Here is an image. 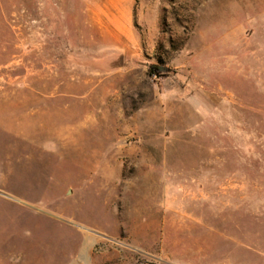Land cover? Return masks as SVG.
<instances>
[{
	"label": "rangeland",
	"instance_id": "rangeland-1",
	"mask_svg": "<svg viewBox=\"0 0 264 264\" xmlns=\"http://www.w3.org/2000/svg\"><path fill=\"white\" fill-rule=\"evenodd\" d=\"M73 262L264 264V0H0V264Z\"/></svg>",
	"mask_w": 264,
	"mask_h": 264
},
{
	"label": "trees",
	"instance_id": "trees-1",
	"mask_svg": "<svg viewBox=\"0 0 264 264\" xmlns=\"http://www.w3.org/2000/svg\"><path fill=\"white\" fill-rule=\"evenodd\" d=\"M151 72L156 74V75H160L163 72V68L156 66V65H152L151 66Z\"/></svg>",
	"mask_w": 264,
	"mask_h": 264
},
{
	"label": "bare ground",
	"instance_id": "bare-ground-1",
	"mask_svg": "<svg viewBox=\"0 0 264 264\" xmlns=\"http://www.w3.org/2000/svg\"><path fill=\"white\" fill-rule=\"evenodd\" d=\"M76 262V261H75ZM75 262H73L72 264H75Z\"/></svg>",
	"mask_w": 264,
	"mask_h": 264
}]
</instances>
